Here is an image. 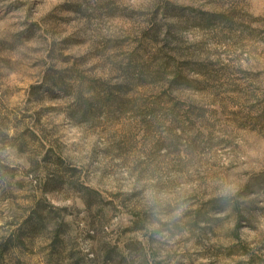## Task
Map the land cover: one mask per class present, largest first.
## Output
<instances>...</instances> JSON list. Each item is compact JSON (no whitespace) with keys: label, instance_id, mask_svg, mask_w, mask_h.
Here are the masks:
<instances>
[{"label":"rangeland","instance_id":"1","mask_svg":"<svg viewBox=\"0 0 264 264\" xmlns=\"http://www.w3.org/2000/svg\"><path fill=\"white\" fill-rule=\"evenodd\" d=\"M0 264H264V0H0Z\"/></svg>","mask_w":264,"mask_h":264},{"label":"clouds","instance_id":"2","mask_svg":"<svg viewBox=\"0 0 264 264\" xmlns=\"http://www.w3.org/2000/svg\"><path fill=\"white\" fill-rule=\"evenodd\" d=\"M181 211H182V208H177V210H176V213H175V214L178 216V215H180Z\"/></svg>","mask_w":264,"mask_h":264}]
</instances>
